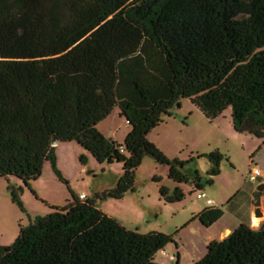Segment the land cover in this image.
<instances>
[{
  "label": "trees",
  "instance_id": "1",
  "mask_svg": "<svg viewBox=\"0 0 264 264\" xmlns=\"http://www.w3.org/2000/svg\"><path fill=\"white\" fill-rule=\"evenodd\" d=\"M183 99L209 121L231 109L237 133L264 139V0H0V178L29 189L45 162L59 175L54 143L122 166L113 189L20 226L0 264H158L167 246L177 251V233L127 231L97 200L134 192L146 156L176 186L189 183L190 161L169 160L147 138ZM114 108L128 125L121 145L97 130ZM207 158L212 184L222 157ZM159 196L184 199L179 187ZM222 216L206 208L191 222L209 228ZM194 264H264V226L241 224Z\"/></svg>",
  "mask_w": 264,
  "mask_h": 264
},
{
  "label": "rangeland",
  "instance_id": "2",
  "mask_svg": "<svg viewBox=\"0 0 264 264\" xmlns=\"http://www.w3.org/2000/svg\"><path fill=\"white\" fill-rule=\"evenodd\" d=\"M170 114V117H163V122L151 130L147 138L169 160L190 161L182 170L189 183L176 186L168 180V167L158 165L146 156L134 173V192L125 194L120 200H97V206L127 231L143 235L177 233L175 242L181 264H188L197 254L203 255L210 243H205L209 232L199 223H191V218L206 206L205 200L196 198L199 191L194 184H200L201 192L219 208H227L229 194L238 192V203L245 195L252 198L251 192L254 195L259 187L264 190V183L259 180L248 181L249 172L253 170L264 174V141L237 133L232 125L231 109L209 121L189 100L183 99ZM97 130L106 139L121 145L128 133V125L119 116L118 108H114ZM54 148L59 175L50 162H45L40 177L29 189L14 177L0 178V245H11L18 236L19 227H27L35 218L47 216L49 206L62 207L72 196L79 197L80 194L94 199L96 194L113 189L122 175L120 164H97L76 143L57 144ZM215 153L222 159L218 176L209 184L208 173L213 164L207 156ZM80 156H85V164L80 163ZM161 187L171 193L179 187L184 199L174 204L165 203L159 196ZM12 191L16 193L17 201L13 200ZM227 221L225 218L221 226L228 224ZM164 251L166 255L158 253L155 262L173 264L168 258L176 255L175 247L169 245Z\"/></svg>",
  "mask_w": 264,
  "mask_h": 264
},
{
  "label": "crops",
  "instance_id": "3",
  "mask_svg": "<svg viewBox=\"0 0 264 264\" xmlns=\"http://www.w3.org/2000/svg\"><path fill=\"white\" fill-rule=\"evenodd\" d=\"M262 141H264V139ZM261 152H262V149H260V153ZM258 180L260 183H264V177L258 178L257 181ZM241 193L244 194L245 192L242 191ZM251 193H252V198H250L249 195H247V196L245 195V199L243 201H240L239 203L237 202V199H236L237 195L239 194L238 192H236L235 194H229L226 197V200L228 201L227 202L228 203L227 208H224V206H220V208L223 209L222 218L217 223H215L214 225H212L209 228H204L203 226H201V224L198 221L191 222V223H199L200 227L203 230H207L209 232V237L206 238V240H205L206 244L208 242H212V241L220 242V241L224 240L228 235H230L241 224H247L252 229H254L256 231L259 230V228L261 226H264V190L259 191L257 189V192H255L254 195H253L254 192H251ZM83 195H85V194H83ZM257 198H259V202H260V204H259V214L260 215L258 217H255V210H256L255 200ZM86 199H89V198L86 197ZM252 199H254V202ZM205 205H206L205 209L206 208H213V207L219 208V206L215 205L214 201L211 205H208L205 202ZM99 210H101V209H99ZM225 218H227L228 224H223L221 226V224H222V222H224ZM206 248H207V246H206ZM206 248H205L203 255L197 254L196 258L194 260H192L191 262H189L188 264H194L195 262L199 261L205 255ZM176 253L178 254V248H177ZM173 259H174V255H172V256L170 255L168 258V260L171 262H173ZM178 259H179V264H181V258L179 256V254H178Z\"/></svg>",
  "mask_w": 264,
  "mask_h": 264
},
{
  "label": "built area",
  "instance_id": "4",
  "mask_svg": "<svg viewBox=\"0 0 264 264\" xmlns=\"http://www.w3.org/2000/svg\"><path fill=\"white\" fill-rule=\"evenodd\" d=\"M263 177H264V174H263L262 172H260V171H258V170H253V171L249 172V175H248V181H249V182H255L258 178H263ZM196 198H197L198 200H205V202H206L208 205H211V204L213 203V201H212L211 199H209V198L207 197V195H206L204 192H200V193H198V194L196 195ZM79 199H80V200H85V199H86V196L83 195V194H81V195H79ZM161 254H162L163 256H165V255H166V252L163 251V252H161ZM173 260H174V259H173Z\"/></svg>",
  "mask_w": 264,
  "mask_h": 264
},
{
  "label": "water",
  "instance_id": "5",
  "mask_svg": "<svg viewBox=\"0 0 264 264\" xmlns=\"http://www.w3.org/2000/svg\"><path fill=\"white\" fill-rule=\"evenodd\" d=\"M56 145H57L56 143L53 144L54 147H55ZM258 190L260 191V190H261V187H259ZM259 204H260V202H259V199L257 198V199L255 200V207H256V210H255V217H258V216L260 215V214H259Z\"/></svg>",
  "mask_w": 264,
  "mask_h": 264
}]
</instances>
